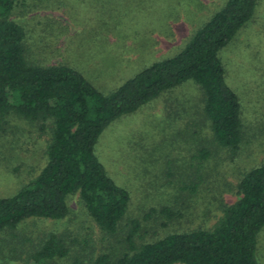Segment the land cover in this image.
Masks as SVG:
<instances>
[{"label": "trees", "instance_id": "1", "mask_svg": "<svg viewBox=\"0 0 264 264\" xmlns=\"http://www.w3.org/2000/svg\"><path fill=\"white\" fill-rule=\"evenodd\" d=\"M28 1L42 0H0V133L10 120L38 125L41 132L47 123L53 128L47 163L38 177L13 197L0 198V236L13 240L11 264L23 256L24 264H261L256 253L264 229V161L243 170L236 186L238 199L231 205L217 195L221 186L209 185L207 176L200 174V166L204 169L217 150L235 159L249 141L250 121L226 82L220 53L238 40L260 0H227L176 56L154 61L108 95L75 68L33 60L30 32L12 19ZM188 82L202 96L200 121L191 119L186 125L191 133L184 131L194 143L191 159L197 167L179 182L182 194L171 200L173 205L148 209L143 221L156 218L163 230L170 229L186 218L190 199L195 207L197 196L207 188L212 196L202 222L207 223L215 210L221 216L211 228L169 230L156 240L140 242L143 221L123 223L130 193L109 177L95 147L113 122ZM75 196L104 239L118 240L117 249L96 253L88 234L75 237L67 229L75 217L70 206ZM29 222L35 231H29Z\"/></svg>", "mask_w": 264, "mask_h": 264}, {"label": "rangeland", "instance_id": "2", "mask_svg": "<svg viewBox=\"0 0 264 264\" xmlns=\"http://www.w3.org/2000/svg\"><path fill=\"white\" fill-rule=\"evenodd\" d=\"M226 2L28 1L15 10L12 19L24 26L27 34L30 32L29 53L34 61L46 66L64 63L75 68L94 87L108 95L154 61L176 56L188 39ZM239 35L235 43L221 51L220 57L226 68V82L239 96L242 108L246 110L245 117L250 121L249 141L235 159L228 151L219 149L205 162L204 169L200 166V174L207 176L209 185L217 183L221 186L217 195L228 205L238 199L236 186L243 170L264 161V0H260L252 20ZM201 100L199 88L188 82L138 112L113 122L99 137L96 156L115 184L131 196L124 226L132 220L143 221L152 207L173 205L171 200L182 194L177 190L179 182L197 167L191 159L196 153L194 143L184 131L191 119L200 121ZM259 101H263V106ZM183 110L189 112H185L189 117H185ZM46 127L47 130L41 132L38 125L10 120L0 133V198L16 195L34 181L46 165L53 126L47 123ZM188 130L191 133L192 128ZM171 181L173 186H169ZM211 196L208 188L203 189L195 207L190 199L186 218L170 229L163 230L156 218L143 221L139 233L141 239L138 240L153 241L169 230L211 228L221 216L215 210L208 216L207 223L202 222ZM70 206L75 217L67 223V229L73 236L82 238L88 234L97 248L96 253L119 247L118 240L104 239L97 225L84 212L78 196L71 199ZM26 224L32 231L30 228L33 229L34 223ZM4 238L2 234L0 264H11L13 253L9 250L13 248V240L6 238L1 242ZM118 238L122 239L121 236ZM256 255L264 264V229L258 235ZM22 258L18 264H24Z\"/></svg>", "mask_w": 264, "mask_h": 264}]
</instances>
